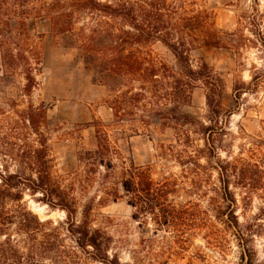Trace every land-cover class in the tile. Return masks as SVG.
<instances>
[{
    "label": "rangeland",
    "instance_id": "rangeland-1",
    "mask_svg": "<svg viewBox=\"0 0 264 264\" xmlns=\"http://www.w3.org/2000/svg\"><path fill=\"white\" fill-rule=\"evenodd\" d=\"M192 1L210 13L208 21L221 46L196 45L189 60L193 68L205 61L222 79L221 113L211 114L198 83L190 103L182 107L195 120L180 127L189 134L180 143L178 128L162 126L157 117L136 134L115 137L109 131L122 159L150 168L151 183L134 185L132 203L120 183L116 200L98 198L100 175L85 193L69 187L81 168L78 155L96 148L94 129L85 123L111 116L104 104L109 92L92 80L82 50L66 46L47 22L32 24L31 19L30 39L23 42L15 35L21 31L19 15L10 16L6 6L0 9V29L15 35L0 46V151L18 134L37 146L38 134L23 117L30 105L42 107L35 127L48 147L52 173L76 199L71 211L27 188L20 200L6 199L15 218L0 230V249L18 250L24 263L33 254L36 264H264V0ZM143 48L174 72L180 70L162 42ZM22 52L40 60L34 64L36 83L29 94L19 61L9 68L2 62L3 53ZM207 127L211 133L203 132ZM6 160L0 153V166ZM253 163L260 171L253 172ZM7 164L15 170L13 163ZM220 166L231 170L226 184L220 180ZM83 222L99 239V248L76 245L75 230Z\"/></svg>",
    "mask_w": 264,
    "mask_h": 264
},
{
    "label": "trees",
    "instance_id": "trees-1",
    "mask_svg": "<svg viewBox=\"0 0 264 264\" xmlns=\"http://www.w3.org/2000/svg\"><path fill=\"white\" fill-rule=\"evenodd\" d=\"M5 6L12 12L10 16L19 15L17 22L21 25V31L15 35L20 40L28 42L30 39L27 20L31 19L32 24L47 22L55 34L62 36L66 46L82 50V61L85 67L92 70V80L105 86L109 92L104 104L110 110V118L105 121L94 118L85 123L94 129L96 148L78 155L81 168L72 176L69 183L71 190L77 187L85 193L96 181V175H100L97 183L102 195L98 198L116 200V184L120 183L130 194L128 201L132 203L136 196L134 185L141 183L148 187L151 183L150 168L122 159L111 142L109 131L115 137L136 134L140 127L147 129L151 118L157 117L162 126L178 128L176 142L180 143L181 136L189 137L188 130L183 131L180 127L195 120L182 107L190 103L192 90L198 83L205 89V103L211 114L219 117L222 79L205 61L193 68L188 52L196 45L219 47L221 43L217 29L208 21L210 13L196 7L194 1L0 0V9L4 8L5 11ZM85 17L93 20L91 25L89 21H79V18ZM5 24L9 25L8 20ZM116 24H121V27ZM15 35H8L0 29V46L10 42ZM153 41L162 42L173 53L180 65L178 72L143 50L145 44ZM26 52H29L28 48ZM16 60L27 81L24 91L29 94L36 83L33 72L38 67L34 64L38 65L40 60L25 52L19 56L10 53L2 55V62L8 68ZM235 92L237 98L240 88H236ZM37 111L40 115L44 112L42 107L38 110L30 105L26 117H23V122L27 121L38 134L37 146L25 142L18 134L0 151L7 162L15 165V170H9L7 162L0 166V230L15 218L6 207L5 200H20L24 188L33 194L41 192L50 203L57 200V204L67 211H71L76 204L71 192L63 188L62 179L52 173L48 147L35 127ZM203 132L211 133L212 129L207 127ZM113 158L116 160L113 161ZM226 165L229 167L228 162ZM252 166L255 167L254 173L260 171L257 163ZM220 168V180L226 184L231 170L227 166ZM241 178L250 179L245 174ZM89 206L83 209L85 216L89 213ZM19 223L29 230L27 224ZM75 231L78 233L76 245L100 247L99 239L90 233L86 222L78 225ZM0 257V264L37 262L31 254L24 263V258L14 248L0 249Z\"/></svg>",
    "mask_w": 264,
    "mask_h": 264
}]
</instances>
